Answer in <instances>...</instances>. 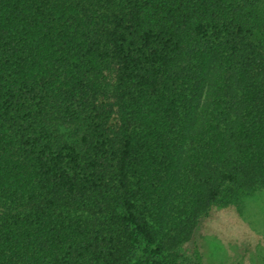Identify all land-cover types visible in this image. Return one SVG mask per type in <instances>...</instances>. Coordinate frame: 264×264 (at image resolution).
Instances as JSON below:
<instances>
[{"label": "trees", "instance_id": "trees-1", "mask_svg": "<svg viewBox=\"0 0 264 264\" xmlns=\"http://www.w3.org/2000/svg\"><path fill=\"white\" fill-rule=\"evenodd\" d=\"M264 189V0H0V264H205Z\"/></svg>", "mask_w": 264, "mask_h": 264}, {"label": "rangeland", "instance_id": "rangeland-1", "mask_svg": "<svg viewBox=\"0 0 264 264\" xmlns=\"http://www.w3.org/2000/svg\"><path fill=\"white\" fill-rule=\"evenodd\" d=\"M194 239L205 264H264V189L218 204Z\"/></svg>", "mask_w": 264, "mask_h": 264}]
</instances>
